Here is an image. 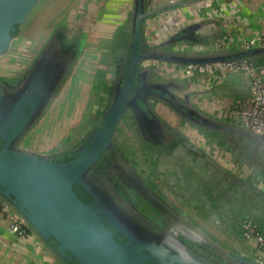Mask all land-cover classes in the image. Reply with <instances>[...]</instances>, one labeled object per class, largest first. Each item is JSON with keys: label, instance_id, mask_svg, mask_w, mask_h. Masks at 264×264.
Here are the masks:
<instances>
[{"label": "water", "instance_id": "water-1", "mask_svg": "<svg viewBox=\"0 0 264 264\" xmlns=\"http://www.w3.org/2000/svg\"><path fill=\"white\" fill-rule=\"evenodd\" d=\"M43 1L0 0V204L10 209L57 264H264V252L246 241L242 233L236 236V243L230 244L225 234L208 232L204 224L211 222L218 227L217 214L212 208L202 213L193 212L183 208L180 202L174 203L171 198L167 200L162 193H151L145 185L150 180L149 176L144 174V179L114 145L124 120L139 131L143 143L151 149L162 150L164 145L156 144L159 139L167 144L170 137L177 135L182 139L184 150L172 152L166 158H157L153 152L147 154L155 157V169L160 165L172 169L176 165L186 167L190 159L185 160V157L190 155L195 162L189 172L202 176L208 172L220 180L228 183L231 180L243 189L264 196L261 189L245 181L244 173L236 176L228 169L233 160L242 170L247 167L263 174L264 135L234 121L216 117L198 102L192 103L187 93L178 96L187 88L185 84L193 89L195 85L198 89L210 81L206 85L196 84L199 77L210 78L178 76L179 69L263 62L264 46L200 52L174 49L175 45L183 42L201 45L214 41L216 38L207 42L195 39L197 31L210 23L205 21L189 24L161 43L152 46L143 43L141 47V34L148 20L204 0H172L155 9L149 7L148 0H132L127 14L132 56L126 74L125 62L118 71L113 67L111 96L100 115V128L95 129L86 141V144L90 143L89 147L83 145L79 151L62 155L47 154L39 149L26 148L22 143L46 112L69 72L73 55L61 49L58 36L62 33H52L33 64L17 82L2 77L14 54L28 42V27L33 26L36 16L43 11L47 3L43 4ZM146 62L150 67H144ZM165 65L174 77L159 79L155 72ZM116 73L118 76L114 79ZM136 80L140 85L136 86ZM205 92L196 90L195 94ZM248 97L231 100L243 101ZM151 101L167 108L177 123H167L166 112L163 117L157 115ZM180 125L205 137L222 151L228 165L218 161L217 155L204 152L195 142L182 137ZM234 149L238 152L235 153ZM110 150L115 153L116 167L123 166L126 170L116 171L121 174L118 176L125 190L152 208L158 216L157 223L118 193L106 175L93 171L95 164ZM181 171L179 175H182ZM178 184L182 186L181 182ZM203 195L201 199H205ZM242 220V224H254L264 234L263 224L255 218L245 216Z\"/></svg>", "mask_w": 264, "mask_h": 264}, {"label": "flooded vegetation", "instance_id": "flooded-vegetation-1", "mask_svg": "<svg viewBox=\"0 0 264 264\" xmlns=\"http://www.w3.org/2000/svg\"><path fill=\"white\" fill-rule=\"evenodd\" d=\"M80 1L81 2H79L77 5H76V2L74 1L70 5L69 9L65 12L66 14L64 13L65 15L63 16V20H64L63 25L59 26V24H60V22H59L58 26L53 27L52 33L54 31H56V32L60 31L62 33L61 36H58L59 41L61 43V49L64 52H71L73 56H72V60H71L70 66H69V72H68L67 76L63 79L61 85L59 86L57 93L55 94L53 100L50 102L46 112L48 111L50 106L54 103L56 97L61 92V90L65 87V85L71 81H73V82L71 83V86L68 89V99H67V102L69 101L68 105H70V101H71V98L73 96H74V100H76V95H75L74 90L72 88L76 85L77 82L79 84V82L82 80V77L79 76L80 74L79 75L77 74V76H75L72 73V70L74 69L76 64L78 66H80L81 58H82L83 54H87V56L88 55H94L95 56V54L97 53L96 54V55H98L97 56L98 57V63L96 65L97 68H96V66L94 67V68H96V70L94 71V74L92 76V81L90 83L93 84L94 75H96V76H98L99 79L102 78V80L105 81L106 90L104 92H101L99 104H96V102H94V105L92 107H90V109L94 112L92 115H90L92 118H90L89 120L87 119L88 120L87 124L84 126H83V124H81V122H80V119L82 118L81 117L78 121H76V123H75L76 125H72L70 127V129L65 134L56 137L55 141L50 143V147H48L44 151L47 154L62 155L64 153H73L75 151H79V149H81V146H83V145H86V147H89L90 143L86 144V141L89 139V137L91 136V134L93 133V131L95 129L100 128V126H101V123L99 121L100 115H101L102 111L105 109V105L108 106V103H109V99L111 96V91H110V85L112 83L111 77L113 76L115 71L119 70L120 65H122L124 62L126 63V68L124 70V74H126L127 67H128L129 61H130L131 56H132L131 49L133 47L132 46L129 47L130 26H129L128 18H127L128 17L127 14L129 11L127 10L128 11L127 12L126 9L119 10V13L117 15V20L115 22L111 19L106 18V16L108 17V15L105 13V4L101 0H80ZM90 2H93V5L91 7L92 10L88 11V9L90 8L89 7ZM146 25H145L144 32L141 34V45H140L141 47H142L143 43H147L149 46L161 43L164 40H167L168 38H170L171 35L174 34L173 33L169 36L158 35L157 37H154V36L150 37L149 33H148L149 27L147 26L148 27L147 28ZM188 25L189 24H184L176 32L185 28ZM205 32H206V30L204 31L202 29L197 31L198 36L195 37V39H198L200 37H204L205 35H207L209 33L208 30L206 33ZM52 33L49 35L48 38H46V40L44 41V43L41 46H38L39 44L32 45L33 47L35 46V48L37 49L35 51V53L32 55V57H28V59L25 60L23 58V55H21L22 54L21 51H20V53L17 54V56L14 57L11 64L9 65V67L6 69V72L10 68L16 69L14 73H11L9 75V77H11L12 81L17 82L19 77L25 71H27V69H29V67L33 64V62L35 61V59L38 56V54L40 53V51L43 49V47L45 46V44L47 43V41L51 37ZM82 38H85L84 44L86 43V41H89V44L85 45L81 51L80 44H81ZM31 39L32 38H30L28 40L25 48H27V47L33 48L31 45L29 46V42L32 41ZM91 44L92 45H94V44L98 45V46H96L97 48H94L95 50H97V52L90 53V52L86 51L85 48L87 46L92 47ZM189 45L187 43L183 42L179 45H175L174 49L180 50V51L185 50L186 47ZM141 47L139 48V53L141 52ZM128 48H129V50H128ZM83 51H84V53H83ZM103 57L108 62L107 66L105 68L106 71L104 74H103L102 67H100L101 59H103ZM16 59H18L21 62L20 63H19V61L15 62ZM149 65H150L149 62L144 63V67L145 66L150 67ZM113 67H114L115 71H113ZM157 70L159 71L160 74L159 73L157 74L158 71L155 72V74H156V76H158L159 79L174 77L172 75V71L170 69H168L166 65L163 67V69L158 68ZM6 72L4 73L5 75H6ZM82 72L83 71H81L80 73H82ZM97 73H99V74H97ZM4 74L2 75V77L5 76ZM117 76L118 75L116 73L114 75V79H117ZM178 76H180V75H178ZM9 77H5V78H9ZM77 79L79 81H77ZM91 84H89L87 86L89 87ZM135 84H136V86L140 85V81L136 80ZM185 85L187 86V88L185 87V89L181 93H179L178 96L181 97L183 94L187 93L190 95L192 103L198 102V104L202 106V102L204 100H214V101L219 100V99H207V93L208 92L195 94V92H196L195 89H193L189 84H185ZM39 89H40V86H39ZM130 95H132V92ZM87 96H88V91H87V93L84 94V97L82 100L84 102V109H87V107H85V103H86V101H88V98H89ZM221 102L225 103L226 101H221ZM150 104L152 106V109H154L153 111L157 115L163 117V113L164 112L167 113V115L165 116V118H167V119H165V121L167 123H169V124H170V122L174 123V124L177 123V119L175 118V116H173L167 110V108H165L163 105H161L160 103H157L155 101H153V102L151 101ZM67 114H69V109H68ZM180 129H181V133H182L181 136L182 137H186L187 140H189L191 142H195L196 145L201 150H203L204 152L209 151L212 155H214V156L217 155V159L221 163L223 162V160H225L223 157L224 156L223 152L220 151L215 146H213V144L209 143V141L205 137H203L199 134H195V132L190 131L186 126H183V128H182L180 125ZM29 134H30V131H29ZM29 136L35 137L34 135H29ZM160 136L161 135L157 136V139H159ZM35 138H38V137H35ZM143 140L144 139L140 135L139 131L135 128H132L128 124V122L126 120H124L120 124L119 131L117 132V137L115 138L114 145L116 146V148H118L120 150L121 154H123V156H125L124 158H127V160L129 161L131 166L135 169V171H137L142 177L144 174L149 176L150 180L148 181L146 179L149 184L145 182L146 183L145 185H147V187L151 190V193H153V194H156V193L161 194L162 193L163 194V192L158 188L159 183H158L157 178L155 179V168H154V166H155L154 158L155 157L152 154H151V156H148L147 154L153 152L154 154H156L157 158L159 156L162 158L170 157L172 155V152L184 150L183 146L181 144L182 139L180 137H178L177 135H173V137H170L168 139L167 144H166L165 140L159 139V143H156V144H159L161 146L164 145V148L162 150L151 149V148L146 147V145L143 143ZM44 141L45 140H42V142H44ZM155 141H156V139H155ZM222 147H224V146L222 145ZM26 148H28V147H26ZM158 152H160V153H158ZM234 152L236 153V152H238V150L234 149ZM115 158H116V156H115V153L113 151H111V150L107 151L103 155L101 160L97 164H95V166L93 167V171L97 172V173H103V175H106L108 177L107 180H109L110 184L114 187L115 190H117L118 193H120L123 197L127 198L133 205L138 207L139 211L142 214H144L146 217H148L149 219H151L152 221L157 223L158 216L152 212L153 211L152 208L149 206H146L144 203L138 201L135 197L134 198L131 197L132 193L130 192L131 194H129L127 192L129 190H125L124 183L122 182L121 179H119V176L121 174H119V172H116V171L118 169V170H122V172H126V170L124 169L123 166H120L118 168L116 167V164L114 162ZM232 162H233V160H231V163ZM233 164H234V166L236 165L235 162H233L232 165ZM245 168H243V171H242L244 173L245 180L248 179L249 182L251 181L253 183V186L258 187L261 190L262 189L264 190V169L261 170V173H263V174H260V173L257 174L254 171V169H252L254 171L253 172V171H250L249 169H245ZM232 170H233V172H232ZM235 171H236V169H231L229 172H231L233 175H235L236 174ZM245 171L248 173L245 174ZM248 174H250V175H248ZM228 181H229V183H233V181H231V180H228ZM163 195L166 197L165 194H163ZM166 199L168 200L167 197H166ZM107 228L111 232L113 231V229L111 227L107 226ZM242 229H243V224H242ZM242 229H241V231H242Z\"/></svg>", "mask_w": 264, "mask_h": 264}, {"label": "crops", "instance_id": "crops-1", "mask_svg": "<svg viewBox=\"0 0 264 264\" xmlns=\"http://www.w3.org/2000/svg\"><path fill=\"white\" fill-rule=\"evenodd\" d=\"M131 1L132 0L102 1L105 4V13L108 15L106 18L116 22L119 10L126 9V11H129ZM170 1L172 0H148V5L152 9H155L169 4ZM75 2L78 4L81 1L76 0ZM92 5L93 2H90L88 11L92 10ZM205 21H210V23L204 26L202 30L218 33V38L226 35L230 36L234 41L232 47L239 48L244 41L252 37L264 36V0H204L203 2L194 3L187 7H177L168 13L155 16L147 21L146 27H149L148 33L150 37H157L158 35L169 36L175 33L184 24L203 23ZM83 65L84 59L82 56L80 66L83 67ZM80 72L81 71H77L78 74ZM208 80L210 81L207 86L206 82H208ZM72 82L73 81L69 82L68 86H71ZM196 82V84L206 85L198 87V89L193 85L194 89L197 91L205 92V90L213 87L212 90L207 93V99H219L220 102L246 98L249 93V83L240 75L224 74L217 79L199 77ZM214 83H217V85ZM188 159L190 160L189 164H186V167L179 168L180 166L176 165V167L172 169L160 165L155 169V179L157 178L159 183L158 188L168 199L171 198L170 200L174 203L180 202L184 206L183 208L193 210V212L202 213L203 211H210V208H212L217 214L216 223H218V227L211 222L204 224V226L208 228L207 230L211 234L215 232L225 234V236H227L226 238H229L227 241L230 244L236 243V236L242 233V219L245 216L255 218L264 226V196L258 199L254 197L253 191L220 180L216 175H211L208 172H205L203 176L195 175L189 172V169L192 168L195 162L194 157L187 155L185 160ZM182 165L185 164H181V166ZM180 169L183 171H181V174L184 177L178 174ZM245 169L248 168L246 167ZM249 170L253 171L251 168ZM246 173L248 172L245 171V174ZM245 181L248 184L251 182H249L248 179ZM178 182H181L182 186H180ZM250 184L253 185L252 182ZM262 192L264 193L263 189ZM191 194L198 198H195ZM202 194H205L202 196L205 199H201ZM8 238L5 224L2 223L0 224V241L7 240ZM250 243L254 246L252 242ZM247 245L251 247L250 244ZM0 264L57 263L41 246L32 242H24L23 250L20 252L11 250L5 253L0 252Z\"/></svg>", "mask_w": 264, "mask_h": 264}, {"label": "built area", "instance_id": "built-area-1", "mask_svg": "<svg viewBox=\"0 0 264 264\" xmlns=\"http://www.w3.org/2000/svg\"><path fill=\"white\" fill-rule=\"evenodd\" d=\"M169 1V0H168ZM233 39L230 36H222L214 41L201 44L189 45L181 51H210L233 48ZM264 46V36L250 38L239 48ZM181 76L200 75L210 79H217L224 74H239L249 82V97L246 100H230L226 103L214 100H204L202 106L216 117L224 120L234 121L243 127L252 130L256 134L264 135V63H221L206 66H187L179 69ZM224 161V160H223ZM233 163V162H232ZM230 166L236 169V176H241L243 170L236 163ZM234 166V167H233ZM233 172V170H232ZM4 223L8 234L7 240L0 241V252L8 250L20 252L23 250L24 242L37 243L35 237L30 234L20 223L17 217L8 207L0 204V224ZM242 236L246 241L252 242L264 252V234L254 224L249 222L243 224Z\"/></svg>", "mask_w": 264, "mask_h": 264}, {"label": "rangeland", "instance_id": "rangeland-1", "mask_svg": "<svg viewBox=\"0 0 264 264\" xmlns=\"http://www.w3.org/2000/svg\"><path fill=\"white\" fill-rule=\"evenodd\" d=\"M76 0H44L43 4L46 5L43 9V11L40 13V15H37L36 20L33 24V26L28 27V36L32 38L29 42V46L34 44H39L38 46H41L46 38L49 37V35L53 31V27L58 26V23L60 22V25H63V16L66 14L65 12L69 9L70 5ZM104 1V0H102ZM42 4V5H43ZM77 5V2H76ZM65 13V14H64ZM68 13V12H67ZM63 20V21H62ZM29 38V39H30ZM28 39V40H29ZM84 39H81L80 49L82 51L83 47L87 44H89V41H86L84 44ZM27 43L25 44V46ZM23 47L21 55H23V58L26 60L28 57H32V55L37 50L35 46L33 48H25ZM92 47L87 46L85 49L87 52L95 53L97 50L94 48H97L98 45H92ZM84 49V50H85ZM20 51H17L14 56H17ZM84 53V51H83ZM97 54V53H96ZM88 55L83 54L84 59V65L83 67L76 66L72 70V73L77 76V71H83L82 73H79L78 75L82 77V80L76 83V85L72 88L74 90V93L76 95V100H74V96L71 98L70 105H68L69 101L68 99V89L70 86L69 83L65 85V87L61 90V92L56 97L54 103L50 106L48 111L43 114L39 122L26 134L22 145L24 147L33 148V149H39V151H45L47 147L50 146V143L55 141V138L65 134L72 125H76V121L80 119L81 124L86 125L88 120L92 118L90 115L93 114L94 111L90 109L94 105V102L96 104H99L100 102V94L101 92H104L106 90L105 81L102 80V78H98V76L94 75V82L91 84L92 76L94 74V71L97 68L98 63V55ZM108 59V58H107ZM19 61L18 59L15 60ZM21 61H19L20 63ZM107 61L103 57L101 59V65L103 69V74L105 73V68L107 66ZM96 66V68H94ZM94 68V69H93ZM16 69H8L6 72V75L4 77H9L11 73H14ZM99 74V73H97ZM231 75L230 72H228L227 75ZM11 79V77H9ZM80 79V78H79ZM77 81H79L77 79ZM91 84L89 87L87 85ZM72 90V91H73ZM88 91V101L85 103V107L87 109H84V102L83 97L84 94ZM69 109V114L68 113ZM88 119V120H87ZM29 135H34L29 136ZM42 140H45L42 142ZM49 140V141H48ZM223 165L227 164V160H224ZM228 165V164H227ZM226 165V166H227ZM228 169L231 170L232 167L228 165Z\"/></svg>", "mask_w": 264, "mask_h": 264}, {"label": "trees", "instance_id": "trees-1", "mask_svg": "<svg viewBox=\"0 0 264 264\" xmlns=\"http://www.w3.org/2000/svg\"><path fill=\"white\" fill-rule=\"evenodd\" d=\"M218 33H215V32H213V31H211V32H209L207 35H205L204 37H200V38H198V39H196L198 42H207V41H209V40H211V39H215L216 37L218 38ZM2 143H0V145H1ZM222 145H224V143L222 142ZM225 147H227V148H229L230 149V147H228V146H225ZM257 174H259V173H257ZM253 195H255L254 197H257L258 199H260L261 197L259 196V194H256L254 191H253Z\"/></svg>", "mask_w": 264, "mask_h": 264}]
</instances>
